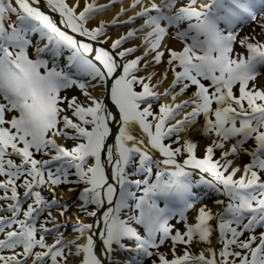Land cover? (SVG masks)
<instances>
[{
    "label": "snow or ice",
    "instance_id": "snow-or-ice-1",
    "mask_svg": "<svg viewBox=\"0 0 264 264\" xmlns=\"http://www.w3.org/2000/svg\"><path fill=\"white\" fill-rule=\"evenodd\" d=\"M262 69L264 0H0V264H264Z\"/></svg>",
    "mask_w": 264,
    "mask_h": 264
},
{
    "label": "bare ground",
    "instance_id": "bare-ground-1",
    "mask_svg": "<svg viewBox=\"0 0 264 264\" xmlns=\"http://www.w3.org/2000/svg\"><path fill=\"white\" fill-rule=\"evenodd\" d=\"M72 2V0H69V3H71ZM97 2L98 3H106L107 2V0H97ZM128 2H129V0H124V3H125V5H127L128 4ZM83 3H84V0H81V7L83 6ZM42 8H43V10H45V11H49L46 7H44L43 6V3H42ZM119 10V5L117 4L115 7H112L110 10H107V11H104V12H101L94 20H92V21H90L89 23L90 24H95L98 20H100V19H104V20H109V19H111L112 18V16L115 14V12L116 11H118ZM123 18V17H122ZM139 23V21H137V24ZM128 27H133V25H129V26H126L125 27V29L124 28H122V29H124L123 31H127V28ZM121 29V30H122ZM121 30H119L118 32H120ZM252 30V25L251 24H249V25H246L245 26V28L243 29V32H250ZM109 34L111 35V36H113V37H115V36H118V32H116L115 30H112L111 28H109ZM259 38V37H258ZM140 41H138V40H132V41H130L129 43L130 44H135V43H139ZM125 46H127V45H125ZM172 46H174V47H179V43L178 42H172ZM65 55H67V51H65V53H64ZM137 55L139 54V53H136ZM63 60V57H61V61ZM160 70H162V68H160ZM262 71H264V69H262ZM170 79H171V74H170ZM169 79V80H170ZM258 82L259 83H264V76H260V77H258ZM165 86H167V82H165ZM162 90V89H161ZM184 97H181V99H183ZM188 135H190L192 138H194L195 140H197L198 142H199V145H200V148L202 149L203 148V145L204 144H206L207 142H208V140L206 139V138H204L203 136H201L200 135V132H199V125H197L196 126V128H194L193 130H191L189 133H188ZM60 142H62V143H65L64 141H60ZM239 162L240 163H242V158H241V160H239ZM238 161H237V163H239ZM61 191H63V195H64V198H66V197H68V192L63 188V189H61V188H59L58 190H57V195H60V193H61ZM76 198H77V196H76ZM72 198H70V200H71ZM78 200V199H77ZM70 202H72V201H70ZM78 202H79V200H78ZM214 207V206H213ZM214 210H215V207H214ZM74 212L75 211H73L72 212V214H74ZM190 212V214H191V216L189 217V221L190 222H192V220H193V217H194V215H195V212L194 211H192V210H190L189 211ZM76 215H77V213H75ZM81 216V215H80ZM81 218L82 219H85L84 217H82L81 216ZM72 219H73V217H71V219L69 220L71 223H68L67 224V227H66V229L68 228V226L70 227V229H68V231L67 230H65L64 231V234L66 235V237H68V238H71V236L74 234L73 232H72V228H71V224H72ZM87 219V218H86ZM65 229V228H64ZM215 238V237H214ZM52 240V237H51V239H50V241ZM215 243V242H214ZM199 246H201V245H199ZM203 247V246H202ZM205 247H206V245H205ZM207 254V253H206Z\"/></svg>",
    "mask_w": 264,
    "mask_h": 264
},
{
    "label": "rangeland",
    "instance_id": "rangeland-1",
    "mask_svg": "<svg viewBox=\"0 0 264 264\" xmlns=\"http://www.w3.org/2000/svg\"><path fill=\"white\" fill-rule=\"evenodd\" d=\"M123 19V18H122ZM129 26V25H128ZM112 30H115L116 32H118L119 30H121L122 28H124L125 29V27H110ZM124 29H122L120 32H118V35H120V34H122V33H124L125 31H123ZM128 46V45H127ZM237 47H239V46H237ZM158 68L160 69V68H163V66L161 65V66H158ZM169 79H170V74H169ZM71 91V90H70ZM73 94H77V95H79V93H78V90L77 91H75ZM154 108H155V105L153 106ZM65 142V144H70L71 142L70 141H64ZM198 154H202V152H198ZM247 161V157H242V163L243 162H246ZM239 162V161H238ZM240 163V162H239ZM69 187H72L71 185H61L60 186V188L61 189H65L66 191H67V189L69 188ZM68 192V191H67ZM78 195V191H73V192H68V197H66L65 199L66 200H68L69 202L70 201H72V202H75V203H79L78 202V200H77V198H76V196ZM70 198H72L71 200H70ZM0 203H2V202H0ZM205 203H208L209 204V206H213L212 204H211V201L210 200H206L205 201ZM73 211H75V209H74V207H72V208H69V210H68V212L65 214L66 215V217H68V223H71L69 220L71 219V217H73V215L74 214H72V212ZM54 215L56 214L55 213V211H54V213H53ZM77 215H81L82 217H83V215L81 214V213H77ZM188 216L190 217L191 216V214H190V212L188 213ZM85 219H86V217H84ZM68 229H70V227L68 226V228L66 229H64V228H62L61 230L64 232L65 230H67L68 231ZM46 239L49 241V242H51L50 241V239H51V236H48V237H46ZM213 242H215V238L213 237ZM205 247V245H201V246H198V245H193V247H192V251L193 252H196L197 250H198V247ZM217 247H219V245H217ZM178 251H179V247H178ZM206 254V253H205ZM207 255V254H206Z\"/></svg>",
    "mask_w": 264,
    "mask_h": 264
}]
</instances>
